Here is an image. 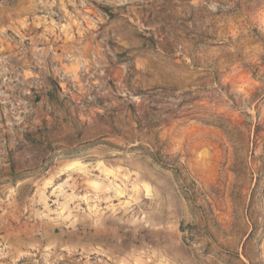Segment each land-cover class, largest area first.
I'll list each match as a JSON object with an SVG mask.
<instances>
[{
    "label": "rangeland",
    "instance_id": "rangeland-1",
    "mask_svg": "<svg viewBox=\"0 0 264 264\" xmlns=\"http://www.w3.org/2000/svg\"><path fill=\"white\" fill-rule=\"evenodd\" d=\"M0 264H264V0H0Z\"/></svg>",
    "mask_w": 264,
    "mask_h": 264
}]
</instances>
